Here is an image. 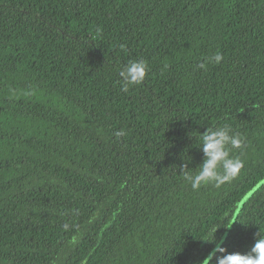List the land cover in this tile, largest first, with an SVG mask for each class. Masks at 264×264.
I'll return each instance as SVG.
<instances>
[{
  "label": "trees",
  "instance_id": "trees-1",
  "mask_svg": "<svg viewBox=\"0 0 264 264\" xmlns=\"http://www.w3.org/2000/svg\"><path fill=\"white\" fill-rule=\"evenodd\" d=\"M226 125L244 167L194 191ZM263 177L264 0H0V264H202L212 226L245 253Z\"/></svg>",
  "mask_w": 264,
  "mask_h": 264
},
{
  "label": "clouds",
  "instance_id": "clouds-1",
  "mask_svg": "<svg viewBox=\"0 0 264 264\" xmlns=\"http://www.w3.org/2000/svg\"><path fill=\"white\" fill-rule=\"evenodd\" d=\"M222 59L219 53L214 58L216 63H220ZM204 66V64L199 65L201 68ZM147 72V62L142 59L131 60L125 64L119 72L122 91L127 92L130 87L142 84ZM116 135L124 136L126 132L121 129ZM199 139V149L204 155L203 162L198 165L199 170L195 174L187 172L189 168L185 160L178 166L184 180L191 185V188L194 191L208 185L220 188L236 179L244 167V161L239 156H233L231 150L243 149L244 138L226 125L206 128L203 133H199ZM220 227H210L205 233V238L199 239L213 245L203 262L207 261V264H211L215 258V264H264V232L259 229L255 233L254 243L247 252H229L224 246L227 234L217 237Z\"/></svg>",
  "mask_w": 264,
  "mask_h": 264
},
{
  "label": "water",
  "instance_id": "water-1",
  "mask_svg": "<svg viewBox=\"0 0 264 264\" xmlns=\"http://www.w3.org/2000/svg\"><path fill=\"white\" fill-rule=\"evenodd\" d=\"M264 183V177L259 181V182H257L243 197H242V199L238 202V206H237V208H236V210H235V212H234V215H233V218H232V221H231V223H230V225H229V227H228V230L229 229H231V227L233 226V223L235 222V220H236V217H237V214H238V212H239V210H240V208L242 207V205L244 204V202L246 201V199L248 198V197H250L252 194H253V192L254 191H256L262 184ZM226 234L228 233V231H226L225 232ZM224 233V234H225ZM223 234V235H224ZM85 259L84 260H82L79 264H84L85 263ZM207 261H204V263L203 264H205Z\"/></svg>",
  "mask_w": 264,
  "mask_h": 264
}]
</instances>
